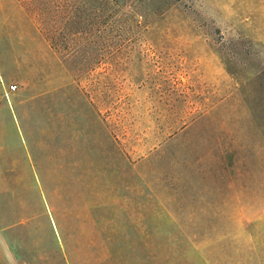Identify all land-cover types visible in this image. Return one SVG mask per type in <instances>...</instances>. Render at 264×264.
I'll use <instances>...</instances> for the list:
<instances>
[{
	"label": "rangeland",
	"instance_id": "rangeland-1",
	"mask_svg": "<svg viewBox=\"0 0 264 264\" xmlns=\"http://www.w3.org/2000/svg\"><path fill=\"white\" fill-rule=\"evenodd\" d=\"M155 263L264 264V0H0V264Z\"/></svg>",
	"mask_w": 264,
	"mask_h": 264
},
{
	"label": "trees",
	"instance_id": "trees-1",
	"mask_svg": "<svg viewBox=\"0 0 264 264\" xmlns=\"http://www.w3.org/2000/svg\"><path fill=\"white\" fill-rule=\"evenodd\" d=\"M110 136H111V138H113L115 141H117L116 138H115V136L112 135L111 133H110ZM170 247H172V248L174 249V247H176V246H175V245H172V246H162V245H158L157 248L153 246V247H152L153 255L158 254V253H157L158 251H155V250H159V252H160V251L163 252L164 250L172 249V248H170ZM155 264H159V263H155ZM165 264H166V263H165Z\"/></svg>",
	"mask_w": 264,
	"mask_h": 264
},
{
	"label": "built area",
	"instance_id": "built-area-1",
	"mask_svg": "<svg viewBox=\"0 0 264 264\" xmlns=\"http://www.w3.org/2000/svg\"><path fill=\"white\" fill-rule=\"evenodd\" d=\"M12 89H14V87H11Z\"/></svg>",
	"mask_w": 264,
	"mask_h": 264
}]
</instances>
